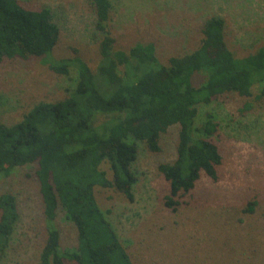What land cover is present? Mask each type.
Returning a JSON list of instances; mask_svg holds the SVG:
<instances>
[{
    "label": "trees",
    "instance_id": "1",
    "mask_svg": "<svg viewBox=\"0 0 264 264\" xmlns=\"http://www.w3.org/2000/svg\"><path fill=\"white\" fill-rule=\"evenodd\" d=\"M88 1L101 35L95 71L78 55H51L59 27L47 7L0 0V62L41 57L58 74L75 69L65 96L35 102L14 122L0 121V176L30 165L23 174L35 181L41 198L46 234L38 264H134L94 188H110L133 200L137 176L132 165L140 142L151 152L160 151L161 134L177 126L174 159L157 164L169 185L164 204L175 210L202 175L217 180L222 163L212 137L218 133L214 115L206 113L203 123L195 124L200 105L231 92L250 96L252 86L264 82V44L235 56L226 45L225 20L219 15L203 20L196 48L162 64L151 42L115 48L110 0ZM262 96L264 87L258 93ZM255 204L249 200L247 210ZM59 212L75 227L72 249L61 247L55 221ZM18 216L16 196L0 193V262Z\"/></svg>",
    "mask_w": 264,
    "mask_h": 264
},
{
    "label": "rangeland",
    "instance_id": "2",
    "mask_svg": "<svg viewBox=\"0 0 264 264\" xmlns=\"http://www.w3.org/2000/svg\"><path fill=\"white\" fill-rule=\"evenodd\" d=\"M28 7H47L59 27L54 58L80 56L92 70L100 60V33L88 0H20ZM109 28L115 48L151 42L158 60L197 47L201 24L210 15L225 20L224 39L235 56L264 44V0H110ZM75 69L68 75L52 71L41 57L0 62V121L21 118L35 102L67 94ZM264 82L251 95L227 93L200 105L196 125L214 115L222 163L218 179L202 175L192 191L179 198L175 210L165 206L168 181L157 170L175 157L177 126L161 134V149L149 151L140 142L132 168L137 176L133 200L113 189L96 186L97 203L107 210L119 239L134 264H264ZM249 105L244 108L245 105ZM102 167L109 170L104 163ZM16 166L0 176V193L14 194L18 220L0 264H38L45 239L42 202L35 181ZM256 201L252 210L247 202ZM56 225L62 248L76 246L73 223L59 212ZM67 264H72L71 261Z\"/></svg>",
    "mask_w": 264,
    "mask_h": 264
}]
</instances>
